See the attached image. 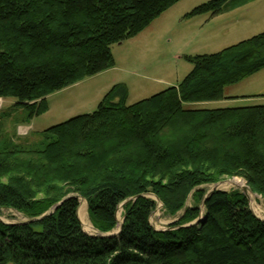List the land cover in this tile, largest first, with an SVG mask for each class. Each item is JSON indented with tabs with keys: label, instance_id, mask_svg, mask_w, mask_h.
Returning a JSON list of instances; mask_svg holds the SVG:
<instances>
[{
	"label": "trees",
	"instance_id": "obj_1",
	"mask_svg": "<svg viewBox=\"0 0 264 264\" xmlns=\"http://www.w3.org/2000/svg\"><path fill=\"white\" fill-rule=\"evenodd\" d=\"M180 1L0 0V99L16 100L25 120L46 113L49 96L114 68L112 46ZM254 1L210 0L190 16ZM189 60L178 86L148 100L127 106L120 84L96 112L34 142L0 133V209L28 219L0 221V264H264V221L239 191H214L205 219L191 225L205 197L195 190L222 178L240 177L264 199V106L190 107L227 100V87L264 70V33ZM192 193L198 203L189 209ZM149 195L169 216L184 215L156 231ZM80 197L103 234L116 230L127 202L119 236L87 235Z\"/></svg>",
	"mask_w": 264,
	"mask_h": 264
},
{
	"label": "rangeland",
	"instance_id": "obj_2",
	"mask_svg": "<svg viewBox=\"0 0 264 264\" xmlns=\"http://www.w3.org/2000/svg\"><path fill=\"white\" fill-rule=\"evenodd\" d=\"M210 0H182L163 13L136 37L112 46L115 67L87 78L71 87L48 97L49 110L33 119H26L27 112L14 99H0V133L17 142H34L47 130L74 118L96 112L113 87L123 84L128 89L127 106L148 100L171 87L178 86L193 70L190 58L214 55L241 42L264 33V0H257L219 16L211 14L190 16L192 12ZM232 99L191 105L193 109L217 110L231 107L264 106V70L243 82L226 88ZM5 182V180H4ZM195 191H204L199 205L200 218L206 216L204 201L213 191H239L248 200L254 215L264 221V199L253 193L240 177L222 178L214 184L200 186ZM194 191V192H195ZM192 193L186 208L197 206ZM148 198L156 203L150 222L156 231H167L184 215L167 214L163 204L153 195ZM79 199V209L87 210L83 230L88 235L95 230L88 214V204ZM85 202V203H84ZM127 203V202H125ZM124 204V203H123ZM117 210L118 226L123 223L124 206ZM86 205V209H85ZM78 209V211H79ZM49 213V212H48ZM0 220L8 225L28 222L25 215L13 209H0ZM190 225V226H191ZM113 231V232H114Z\"/></svg>",
	"mask_w": 264,
	"mask_h": 264
},
{
	"label": "water",
	"instance_id": "obj_3",
	"mask_svg": "<svg viewBox=\"0 0 264 264\" xmlns=\"http://www.w3.org/2000/svg\"><path fill=\"white\" fill-rule=\"evenodd\" d=\"M214 192V191H213ZM213 192H211L210 194H208L207 196H206V198H205V201L211 196V194L213 193ZM205 201H204V204H205ZM126 203H124L122 206H124ZM198 222V221H197ZM196 222V223H197ZM123 223H124V220H123ZM123 223H122V226H121V228H120V230H119V232L118 233H115V231L114 232H112V233H107V234H103V233H100V232H98L99 233V235H95V236H93V235H89V236H92V237H95V238H110V237H117V236H119V234L122 232V229H123ZM88 235V234H87Z\"/></svg>",
	"mask_w": 264,
	"mask_h": 264
},
{
	"label": "bare ground",
	"instance_id": "obj_4",
	"mask_svg": "<svg viewBox=\"0 0 264 264\" xmlns=\"http://www.w3.org/2000/svg\"><path fill=\"white\" fill-rule=\"evenodd\" d=\"M80 199V198H79ZM82 201H85L84 199H81ZM85 203V202H84ZM85 209H86V205H85ZM87 217V210H85L83 213H82V222L84 223V219ZM1 221V220H0ZM2 222V221H1ZM121 225H120V228H121V226H122V223H120ZM120 228H119V230H120ZM119 230L116 232V233H118L119 232ZM92 233H96V230H93V231H91ZM98 233V232H97ZM112 233V232H111ZM97 235V234H96ZM98 235H99V233H98Z\"/></svg>",
	"mask_w": 264,
	"mask_h": 264
},
{
	"label": "crops",
	"instance_id": "obj_5",
	"mask_svg": "<svg viewBox=\"0 0 264 264\" xmlns=\"http://www.w3.org/2000/svg\"><path fill=\"white\" fill-rule=\"evenodd\" d=\"M227 97H228V99H232V98H234V96L231 97V96H229V95H227ZM228 99H227V100H228ZM231 108H234V107H231Z\"/></svg>",
	"mask_w": 264,
	"mask_h": 264
}]
</instances>
